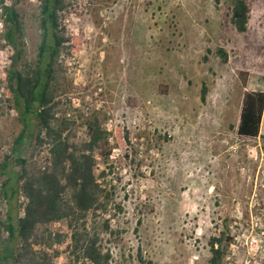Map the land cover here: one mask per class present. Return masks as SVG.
Masks as SVG:
<instances>
[{
    "label": "rangeland",
    "instance_id": "1",
    "mask_svg": "<svg viewBox=\"0 0 264 264\" xmlns=\"http://www.w3.org/2000/svg\"><path fill=\"white\" fill-rule=\"evenodd\" d=\"M235 1L74 2L66 24L80 48L68 62L63 99L72 102L79 141L89 139L84 122L94 112L110 133L112 156L108 164L98 158L97 175L111 200L89 228L112 264H139L140 250L155 264H208L210 241L222 236V264H264V116L258 138L237 133L245 92H264V0H247L245 33L231 23ZM39 6L18 3L31 60ZM2 32L0 18V191L4 161L15 170L18 157L31 168L44 158L16 145L22 126ZM7 211L0 199V217ZM51 230L65 236L57 264H89L70 258L67 222Z\"/></svg>",
    "mask_w": 264,
    "mask_h": 264
},
{
    "label": "trees",
    "instance_id": "2",
    "mask_svg": "<svg viewBox=\"0 0 264 264\" xmlns=\"http://www.w3.org/2000/svg\"><path fill=\"white\" fill-rule=\"evenodd\" d=\"M8 1L0 0V18L2 39L12 53L8 90L22 126L16 145L33 147L44 158L36 168H31L24 156L15 160V170H10L9 159L1 165L6 179L0 199L8 211L5 218L0 217V264H57L65 236L54 233L51 227L64 221L71 232L70 258L112 264L111 253L100 246L99 234L89 228L93 216L107 212L111 200L110 191L97 175L98 158L108 164L112 156L110 133L99 113L94 112L84 122L89 139L79 141L77 122L68 108L72 102L63 99L68 62L80 48V41L69 34L66 24L76 0H40L39 41L33 60L28 56L26 22L18 9L19 0ZM230 17L237 32H247L251 18L247 0H236ZM217 53L227 61L223 49ZM205 96L203 87V100ZM263 116L264 92H245L238 135L258 138ZM106 176L102 172L101 177ZM21 197L24 202L20 204ZM105 226L109 231L110 221ZM225 239L222 236L210 241L208 264H222ZM137 260L139 264H155L145 259L141 250Z\"/></svg>",
    "mask_w": 264,
    "mask_h": 264
}]
</instances>
